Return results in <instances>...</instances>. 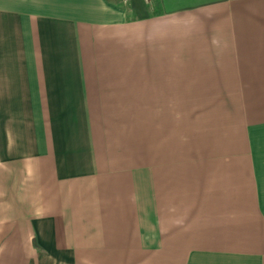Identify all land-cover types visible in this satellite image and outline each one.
Returning a JSON list of instances; mask_svg holds the SVG:
<instances>
[{"label": "crops", "instance_id": "1", "mask_svg": "<svg viewBox=\"0 0 264 264\" xmlns=\"http://www.w3.org/2000/svg\"><path fill=\"white\" fill-rule=\"evenodd\" d=\"M0 264H264V0H0Z\"/></svg>", "mask_w": 264, "mask_h": 264}]
</instances>
